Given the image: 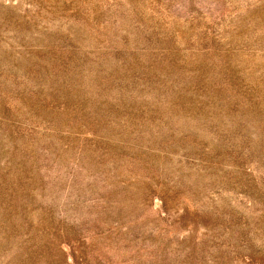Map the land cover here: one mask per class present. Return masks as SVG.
<instances>
[{"label": "rangeland", "instance_id": "1", "mask_svg": "<svg viewBox=\"0 0 264 264\" xmlns=\"http://www.w3.org/2000/svg\"><path fill=\"white\" fill-rule=\"evenodd\" d=\"M0 264H264V0H0Z\"/></svg>", "mask_w": 264, "mask_h": 264}]
</instances>
